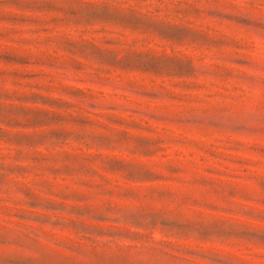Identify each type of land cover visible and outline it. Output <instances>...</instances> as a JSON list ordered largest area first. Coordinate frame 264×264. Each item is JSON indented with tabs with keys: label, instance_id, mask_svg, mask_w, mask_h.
<instances>
[{
	"label": "rangeland",
	"instance_id": "1",
	"mask_svg": "<svg viewBox=\"0 0 264 264\" xmlns=\"http://www.w3.org/2000/svg\"><path fill=\"white\" fill-rule=\"evenodd\" d=\"M0 264H264V0H0Z\"/></svg>",
	"mask_w": 264,
	"mask_h": 264
}]
</instances>
